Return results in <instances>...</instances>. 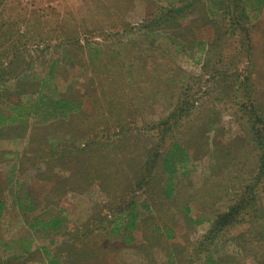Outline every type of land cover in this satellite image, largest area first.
Wrapping results in <instances>:
<instances>
[{
    "label": "rangeland",
    "instance_id": "rangeland-1",
    "mask_svg": "<svg viewBox=\"0 0 264 264\" xmlns=\"http://www.w3.org/2000/svg\"><path fill=\"white\" fill-rule=\"evenodd\" d=\"M44 82L82 109L36 123ZM24 104L0 125V264H264L255 0H0V116ZM175 143L192 172L167 196Z\"/></svg>",
    "mask_w": 264,
    "mask_h": 264
},
{
    "label": "trees",
    "instance_id": "trees-1",
    "mask_svg": "<svg viewBox=\"0 0 264 264\" xmlns=\"http://www.w3.org/2000/svg\"><path fill=\"white\" fill-rule=\"evenodd\" d=\"M257 5V11L261 10L264 7V0H255ZM172 5L170 4L169 7ZM49 84L44 82L39 90L35 93L34 102L29 105L30 107V116L36 121V123H47L52 120L67 118L73 113L80 111L83 107V104L71 101L65 98H58L49 93ZM26 105L16 107L13 109V114L9 119H6L4 116H0V125L10 124L13 125L18 122L19 115H22L26 109ZM18 113V114H17ZM192 161L188 152L182 148L180 144H174L169 151L167 152L164 159V171L167 173L168 178L166 181V194L167 196H173L174 189L177 186L176 180L179 177H189L192 172ZM5 211V205L0 202V220L3 217ZM136 215H133L132 223L126 224L125 230H134ZM116 225L118 222H115ZM63 220L60 218H53L52 220L45 221L41 218L37 219L36 226L40 227L45 233L44 237H50L52 235H57L61 233V226ZM121 224L119 222L120 227ZM58 230V231H57ZM55 232V234H53ZM48 249L46 248L45 251ZM45 254V253H44ZM48 264H61L59 258L51 257V255L46 253Z\"/></svg>",
    "mask_w": 264,
    "mask_h": 264
}]
</instances>
